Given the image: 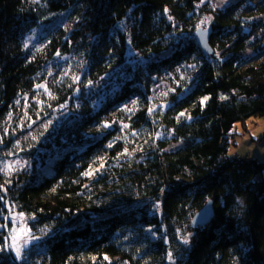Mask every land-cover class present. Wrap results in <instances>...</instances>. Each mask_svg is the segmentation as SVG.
I'll list each match as a JSON object with an SVG mask.
<instances>
[{
	"label": "trees",
	"instance_id": "trees-1",
	"mask_svg": "<svg viewBox=\"0 0 264 264\" xmlns=\"http://www.w3.org/2000/svg\"><path fill=\"white\" fill-rule=\"evenodd\" d=\"M221 2L0 0V264H264V162L229 153L264 117V0Z\"/></svg>",
	"mask_w": 264,
	"mask_h": 264
},
{
	"label": "rangeland",
	"instance_id": "rangeland-1",
	"mask_svg": "<svg viewBox=\"0 0 264 264\" xmlns=\"http://www.w3.org/2000/svg\"><path fill=\"white\" fill-rule=\"evenodd\" d=\"M215 4L221 5L223 2L221 0H214ZM210 20H205L201 24V26H209ZM36 32L34 31L28 36L29 42H34L36 39ZM165 77L157 76L153 77L150 85V89L158 88L161 89L164 85ZM107 79L100 81L97 84L90 85V87L84 92L82 97H79V100L82 98H91L96 95H103L105 92V88L107 86ZM76 102V100H75ZM97 102V99L95 100ZM247 126L243 125L242 122L235 123L231 133L234 134V137H230L229 144V153L237 154L240 156H246L249 158H254L260 162H264V117L263 118H251L246 121ZM19 159L16 158L13 161V164L10 165L11 159L5 161V168L9 169L13 165L18 164ZM261 175L264 177V170L261 172ZM12 223L13 228L17 229L16 235L19 237L20 232L19 229L21 226H25L27 228L26 220L24 217L20 218L19 214L12 213ZM13 218H16V222H13ZM29 232V231H28ZM25 239L28 240V244H30L31 236L30 232ZM22 243L21 240L14 241L11 239V245ZM15 252V249L12 247Z\"/></svg>",
	"mask_w": 264,
	"mask_h": 264
},
{
	"label": "water",
	"instance_id": "water-1",
	"mask_svg": "<svg viewBox=\"0 0 264 264\" xmlns=\"http://www.w3.org/2000/svg\"><path fill=\"white\" fill-rule=\"evenodd\" d=\"M206 29L203 33L200 29ZM213 33V28L211 26H199L195 29V40L202 50L204 55H212L214 50L210 45V38ZM214 216V208L212 206V201L209 200L205 205H203L192 217V225L200 226L208 223Z\"/></svg>",
	"mask_w": 264,
	"mask_h": 264
},
{
	"label": "snow or ice",
	"instance_id": "snow-or-ice-1",
	"mask_svg": "<svg viewBox=\"0 0 264 264\" xmlns=\"http://www.w3.org/2000/svg\"><path fill=\"white\" fill-rule=\"evenodd\" d=\"M202 23H203V21H202ZM204 31H206V29H203V28L200 29L201 33H203ZM205 99H207V98H205ZM202 103H203V101H202ZM180 115L183 116L184 113H181ZM88 174L89 173H86V175H88ZM22 217H23V214L21 213L20 214V218L22 219ZM13 222L14 223L16 222V218H13ZM16 232H17V229L13 228L12 229V239L14 241L21 240L22 243L13 244V245H11V247H13L15 249L16 258H22V249L28 243V240L25 239V237H27L29 235V232H28V229L25 226H21L20 227V229H19V232H20L19 237L16 235ZM187 242H188V239H187V237H185L184 238V243H187ZM169 259H171V253H169Z\"/></svg>",
	"mask_w": 264,
	"mask_h": 264
}]
</instances>
